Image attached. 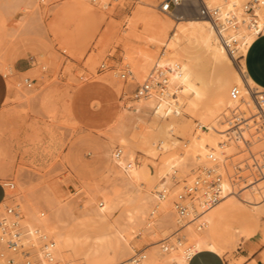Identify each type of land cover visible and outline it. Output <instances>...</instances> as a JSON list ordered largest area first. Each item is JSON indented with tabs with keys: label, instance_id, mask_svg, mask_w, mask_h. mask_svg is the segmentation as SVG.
Listing matches in <instances>:
<instances>
[{
	"label": "bare ground",
	"instance_id": "1",
	"mask_svg": "<svg viewBox=\"0 0 264 264\" xmlns=\"http://www.w3.org/2000/svg\"><path fill=\"white\" fill-rule=\"evenodd\" d=\"M52 1L2 0L5 12L1 11L4 9L0 10V45L9 34L6 17L11 13L6 8H10V5L14 9L21 8L20 5L26 7L27 14L20 17L15 28H10L15 32L14 29L42 25L41 2L49 4ZM100 1L64 0L56 5L57 14L62 20L94 14L97 22L106 18L97 13ZM194 1L211 9H219V16H204L200 13L187 19L182 14L172 17V13L165 11L163 6L162 12L167 16L139 6L124 17L123 30L113 33L116 45L121 46V63L130 70L128 79L138 84L146 80L153 83L150 92L135 99V103L154 105L170 117L169 140L153 152L154 155L164 152L166 156L155 163H152L154 159L139 162L137 153L122 144L115 149L113 166L102 177V182L96 180L97 183L92 184L86 181L87 187L78 198L29 186L18 177L16 183L6 186L5 199L0 202V252L5 248L11 233L5 229V225H11L13 220V215L5 209L10 199H14L13 204L19 208L25 244L39 245L40 233L55 239L53 261L50 262L39 252L41 264H83L70 245L67 230L70 224L87 218L112 219L115 238L111 247L85 264H188L190 258L202 248L224 253L226 250L215 238L213 227L217 212L225 205L243 206V210L250 215L243 227L234 228L237 245L247 243L254 250L264 242V220L261 217L264 215V200L260 201L264 198V180L250 185V189L243 192L245 185L238 187V177L235 176L251 164L257 169L258 175L264 176V142L257 140L262 123L258 133L257 124L253 123L259 118L264 124V101H259L255 94L257 91L264 92V88L251 78L245 64L240 65V69L232 72L222 84L224 94L199 114L190 144L175 148L186 127L180 111L196 114L198 100L205 92L204 78L199 69L209 61L234 64L242 57L258 33L264 31V4L253 3L258 24L251 26L252 16L245 10V4L254 0ZM188 10L185 7V12ZM5 13H9L8 16ZM184 38L199 50H183L181 46ZM97 44L104 50L108 43L99 39ZM0 68L5 70L1 61ZM161 71L167 77V83L162 88L157 85L162 79ZM114 74L118 77L117 71ZM10 87L13 91V80L10 81ZM251 113L257 116L246 119ZM255 139L260 143L255 144ZM243 147L245 150L247 147L251 153L249 159L252 160L249 163L246 161L247 166L240 160L243 155L248 157L247 154L236 157V150ZM117 149L122 151L120 157L116 156ZM149 161L155 170H152ZM3 169H0L1 172H4ZM211 169L222 175L220 200L207 207L208 195L205 189H201L192 198L189 216L183 228L179 229L176 201L180 194L185 193L186 186L193 185L198 178L211 175ZM252 170L249 174H252ZM241 176L245 177L243 174ZM0 264H5L1 257Z\"/></svg>",
	"mask_w": 264,
	"mask_h": 264
},
{
	"label": "rangeland",
	"instance_id": "2",
	"mask_svg": "<svg viewBox=\"0 0 264 264\" xmlns=\"http://www.w3.org/2000/svg\"><path fill=\"white\" fill-rule=\"evenodd\" d=\"M1 1L0 10L5 8L3 4L6 0ZM63 1L53 0L49 4L41 2L42 25L37 24L36 28L14 29L15 32L11 29L15 28L22 15L27 14L26 7L20 5L21 8L14 9L10 5L11 9L6 8L11 14L8 13V16L5 13L8 16L5 15L9 34L0 45V61L5 66V73L1 71L7 75L9 85L13 80L15 88L11 91L10 87L7 101L0 109V169L5 168L4 172L0 170V197L3 194L1 183L10 180L16 183L18 177L29 186L56 191L59 195L69 198L80 197L83 189L87 187V182L92 184L98 180L102 182L104 172L110 166L113 157L107 138V134L110 133L109 126L123 107L127 108L123 118V132L131 140L138 161L154 159L152 163H155L166 156L164 152L157 155L151 153L157 143L164 138L166 123L161 120L155 122L152 110L128 106L129 101L136 97L135 89L138 84L131 83L126 86V83L132 80L120 79L119 73L124 68L121 63L123 56L121 46H117L113 38V33L123 30L124 17L139 6L167 16L161 8L166 0H101L96 10L99 15L106 18L97 22L94 14L62 20L63 18L57 14L56 5ZM190 1L169 11L172 17L182 14L188 19L199 15L201 5L194 0ZM185 7L189 9L188 12H185ZM1 11L5 12V9ZM56 22L61 25V27L59 25L61 31L58 25L55 26ZM99 39L108 43L104 50L97 44ZM181 48L188 51L199 50L185 38ZM18 59H30L33 67L19 72L14 65ZM103 62H106L107 67L101 70L100 65ZM244 64L243 56L234 64H215L212 61L203 64L199 72L204 78L205 92L198 100L196 114L180 111V117L186 123V127L175 148L190 144L198 125L199 114L206 111L216 98L224 94L222 84L232 72ZM25 66L24 62L20 64V68ZM114 71H117L118 77ZM25 77L35 79L32 87L25 84ZM109 82L118 85L119 90ZM251 114L245 118L257 116ZM248 116L251 117L247 118ZM256 119L261 122H257ZM256 119L253 123L257 124V133L260 131L257 140L264 142L263 121ZM257 140L255 139V144L260 143H257ZM244 148L237 149L240 153L236 150V157L247 154L248 157L243 155L244 158L242 156L240 159L241 163L243 160L245 162L243 165L247 166L246 161L249 163L252 158L249 159L251 155L249 149L246 147V151ZM149 163L152 170H155L154 165L150 161ZM1 165L5 166L2 168ZM244 169H241L243 171L239 172V175H235L238 177V187L245 185L242 186L243 192L248 191L250 185L264 180V176L258 175L254 165L251 164ZM248 170H252L251 175ZM255 172L258 177L255 176ZM240 173L245 177H240ZM246 180H249L247 185ZM263 200L264 198L260 199ZM13 203L14 199L8 201V205ZM240 207L222 208L217 212L214 229L221 240L226 241L225 238L236 226L243 227L247 223L250 215L243 210V206ZM261 217L264 220L263 214ZM67 238L79 261L85 264L113 245L114 222L112 219H82L69 225ZM246 246L236 245V249L225 255L229 264H243L253 257L251 264H258V257L255 258L257 251L254 252L251 245L250 249ZM259 248L262 249L263 261L260 264H264V242Z\"/></svg>",
	"mask_w": 264,
	"mask_h": 264
},
{
	"label": "built area",
	"instance_id": "3",
	"mask_svg": "<svg viewBox=\"0 0 264 264\" xmlns=\"http://www.w3.org/2000/svg\"><path fill=\"white\" fill-rule=\"evenodd\" d=\"M187 3V0H166L163 5V9L167 12L172 11V9L178 8ZM256 4H264V0H254L249 1L245 4V10L251 14V26H257V15H255L254 9ZM204 16L218 17L220 14V10L215 8L211 9L206 5H201L200 11ZM261 32L258 33L261 34ZM235 42V41H234ZM233 42V43H234ZM106 62H103L100 65L101 70L105 69ZM162 79L157 83L161 88L165 86L167 83V77H165L164 72L161 71ZM120 77L127 80L130 76V70L125 67L120 73ZM25 84L28 87H32L35 83V79L31 77H25ZM153 87V83L149 80L144 81L141 84H138L135 89L136 97L146 96ZM259 101H264V92H256L255 93ZM122 155V151L120 149L116 150V156L120 157ZM211 175L206 178H198L193 185L186 186L185 193L180 194L179 199L176 201V210L178 217L179 229L183 228L189 213L191 211V200L194 195L199 192L201 189H205L207 192V207H211L215 205L220 200L221 194V183H222V175L220 173H216L214 171H210ZM13 181L10 180L6 183H2L6 194V186H12ZM6 211L13 215V220L11 225H5L6 230H10V237L6 240V246L0 252V257L4 260L5 264H41V260L39 259V252H42L47 260L50 262L53 261V248L55 246V239L50 235L45 233H40V243L39 245H27L23 242V230L20 223V212L17 205H6ZM167 248V246H165Z\"/></svg>",
	"mask_w": 264,
	"mask_h": 264
},
{
	"label": "crops",
	"instance_id": "4",
	"mask_svg": "<svg viewBox=\"0 0 264 264\" xmlns=\"http://www.w3.org/2000/svg\"><path fill=\"white\" fill-rule=\"evenodd\" d=\"M243 60L251 78L259 86L264 88V31L261 34L257 35V37L253 40L251 45L248 47L247 52L243 55ZM23 62L26 63V66L20 68V64ZM31 63L32 62L30 59H18L15 61L14 65L16 69L19 70V72H23L33 67L31 66ZM1 70L2 69L0 68V109L6 103L10 90V85L7 75L4 74L5 72L3 70L2 71L4 73ZM109 83L111 85H114L115 88L119 90L118 85L113 84L111 82ZM131 83L138 84V82L132 80L131 82H127L126 86H128ZM137 98L138 97H134L133 99H131L128 103L129 104L128 106H136L138 108L152 110L151 113L156 120L155 122L161 120L166 123L164 126V138L157 143V145L151 152L153 153L155 151H158L160 148H162L169 140L171 134V120L170 117L167 114H165L164 111H162L159 107L150 104H136L134 100ZM126 113H127V108L123 107L120 110L117 118L109 126L110 133L107 134V138H108V144L110 145V151L113 157L111 158L110 166L104 172V176L111 170L113 166L114 153L117 147L123 144L136 152L131 140L128 137H126L123 132V118L125 117ZM1 187L3 190V194L0 197V202L3 201L6 196L2 183H1ZM223 208H241V207L240 205H225ZM213 234L215 238L220 242V244L225 248L226 251L224 253H221L220 251L215 249L202 248L198 250L190 258L188 264H229V261L225 257V255L229 253L231 250L236 249L237 244L235 243L234 240V231H231V234L227 238H225L226 241L221 240L220 237L216 235L214 227H213ZM244 244L247 245L246 246L247 249L248 248L250 249L249 244L247 243ZM259 247L260 245L254 249V252L257 251V255L255 256V258L258 257V264H260V262H263L261 259L262 249H260ZM253 259L251 258V260L249 259L245 261L243 264H251Z\"/></svg>",
	"mask_w": 264,
	"mask_h": 264
}]
</instances>
